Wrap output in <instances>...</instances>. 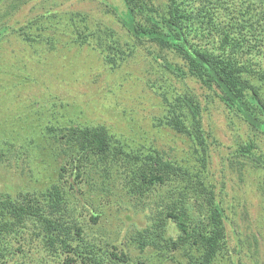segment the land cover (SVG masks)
Segmentation results:
<instances>
[{"label": "trees", "instance_id": "1", "mask_svg": "<svg viewBox=\"0 0 264 264\" xmlns=\"http://www.w3.org/2000/svg\"><path fill=\"white\" fill-rule=\"evenodd\" d=\"M27 1L9 0L5 14L13 16ZM41 1L44 11L18 27L9 25L10 17L0 10V44L11 35L23 49L36 50V43L49 50L59 42L79 50L86 46L111 70L144 47L170 77L194 79L209 89L226 117L264 136V0H120V5L104 0L105 12L120 24L118 30L86 11H59ZM21 80L28 82L29 76ZM168 82L167 77L148 81L163 109L155 123L183 135L194 162L185 158L187 151L175 150L168 157L146 133L135 132L133 124L117 133L83 120L82 108L66 112L64 102L60 106L46 98L44 103L33 100L39 108H7L1 132L8 123L17 124L22 133L4 132L0 159L35 164L32 170L40 167L44 180L37 191L0 194V264H142L135 258L139 253L156 264H219L224 254L229 264L240 263L228 247L227 225L235 221H229L219 196L222 189L219 193L214 183L206 182L212 146L222 145L203 126L208 100L203 103ZM25 113L36 122L19 119ZM257 149L253 138L237 139L231 164L242 160L264 169V154ZM157 186H165L163 195L153 191ZM85 187L97 190L98 201L114 189L140 203L151 196L156 206L150 221L137 228L121 227L118 218L109 220L116 226L103 223L98 203L84 222L77 217L74 199ZM31 245L44 258L34 261L35 253L26 248ZM147 247L152 248L149 255L144 253Z\"/></svg>", "mask_w": 264, "mask_h": 264}, {"label": "rangeland", "instance_id": "2", "mask_svg": "<svg viewBox=\"0 0 264 264\" xmlns=\"http://www.w3.org/2000/svg\"><path fill=\"white\" fill-rule=\"evenodd\" d=\"M105 1L120 5V0ZM154 1L157 4L160 0ZM48 2L49 5L46 8L56 6V10L59 11H86L95 18L107 21L115 29H119L120 24L105 12L104 0H48ZM8 4L9 0H5L0 10L4 18L10 17L7 23L12 27L20 26L26 19L32 18L45 9L42 1L37 0V3H34L30 0L11 16L12 14H5ZM18 42L15 36L8 35L0 44V124L3 122L2 118L6 117L7 108H16L22 112L33 106L39 108L40 102L44 103L47 101L46 98H50L60 106L64 102L65 111L70 114L79 108L84 109L83 120L103 124L117 133L126 130L127 124H133L135 132L146 133L147 138L152 140L151 143L161 148L168 157L173 156L175 150L187 151L188 155L185 158L194 162L192 151H188L187 139L168 127L155 123V117L162 115L163 109L160 97L156 95V90L149 86L148 81L167 77L171 87L188 90L199 97L203 103L207 99L202 113L203 126L213 132L222 145L212 146L206 182L214 183L219 193L222 189L219 196L223 198L226 205L229 221L231 222L230 219L235 221L234 225H227L229 251L234 261L240 262L239 264H264V169L242 160L240 165L231 164L235 157L229 155L231 148L236 146L237 139L249 138L254 139L258 145L257 150L264 154V136L254 134L247 124L226 117V112L219 101L211 96L209 89L194 79L170 77L165 68L142 49L144 47L136 49L122 65L111 70L104 65L99 55L86 46L79 50L71 44L64 45L59 42L55 48L49 50L45 44L36 43L33 44L36 45L34 50L28 46L23 49V44ZM24 75L29 76L28 82L21 80V76ZM33 100L39 103L32 104ZM126 111L129 116L125 113ZM26 115V113L23 114L19 119L30 118L31 123L36 122V119L33 121V117ZM39 115L42 116L41 113ZM50 119L51 117L48 121ZM6 125L5 131L11 130L14 135L22 133L17 124L9 126L7 123ZM2 128L4 126L0 128V138L6 135L5 131L1 132ZM39 129L38 127L37 132ZM176 157L180 158L178 155ZM14 160L0 159V194L8 192L13 195L26 189L37 191L42 185L41 181L44 180V173L38 172L40 167L38 169L34 167L32 170L35 164L32 166L22 162L20 165L18 162L17 165ZM91 176L98 179L95 172H92ZM169 180L170 178L166 179L167 183ZM98 182L100 183V180ZM164 188L165 186H157L153 191L163 195ZM113 191L114 189L103 192V198L98 201L96 189L82 188L74 199L77 203V217L84 222L88 221L92 208L98 203L97 207H102L101 218L104 220L102 222L110 227L116 226L110 221L117 218L122 221L119 225L123 228L126 226L137 228L150 221L153 207L156 206L151 196L140 203L130 194ZM89 223L93 225L90 220ZM170 231L171 234H175L172 228ZM120 233L122 234L123 230H120ZM240 242L242 249L237 254L236 250ZM26 248L29 251L28 254L35 253L34 261L37 258H44L43 254L33 249L32 245ZM151 249L147 247L144 253L151 254ZM142 255L136 254L135 258L137 256L141 258L144 262H141L142 264H156ZM224 255V258H218L219 264H229L226 254Z\"/></svg>", "mask_w": 264, "mask_h": 264}]
</instances>
